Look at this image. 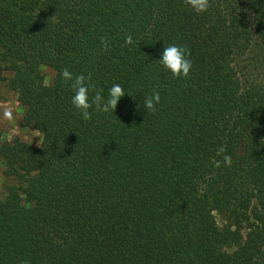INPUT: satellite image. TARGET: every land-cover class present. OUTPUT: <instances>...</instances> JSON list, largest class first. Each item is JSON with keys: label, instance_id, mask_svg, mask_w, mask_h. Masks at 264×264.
Returning <instances> with one entry per match:
<instances>
[{"label": "trees", "instance_id": "16d2710c", "mask_svg": "<svg viewBox=\"0 0 264 264\" xmlns=\"http://www.w3.org/2000/svg\"><path fill=\"white\" fill-rule=\"evenodd\" d=\"M210 4L0 0V102L42 136L0 140V264H264V0ZM63 68L115 112L83 120Z\"/></svg>", "mask_w": 264, "mask_h": 264}, {"label": "clouds", "instance_id": "9594fccd", "mask_svg": "<svg viewBox=\"0 0 264 264\" xmlns=\"http://www.w3.org/2000/svg\"><path fill=\"white\" fill-rule=\"evenodd\" d=\"M184 3L190 7L197 14H202L210 8V0H184ZM104 50L108 49L107 40H102ZM126 45H133L134 40L131 34L125 37ZM190 51L183 46L169 45L164 47L161 54L159 63L168 70L174 78H187L193 67L192 61L188 58ZM60 76L65 82H70L74 95L71 98V103L74 108L79 112L83 120H90V109L93 107L97 112L114 113L119 100L125 95V90L120 84H113L108 90V96L103 95V89H97L96 84L93 82L92 74H73L67 68L61 69ZM90 93H94L90 95ZM160 94L158 91H153L149 96L144 99V108L147 111L155 112L156 106L160 103ZM4 117L8 120L13 118L12 111L5 108ZM225 149L221 147L218 154L224 153ZM220 161H216L215 166H220ZM223 164L225 167H230L232 158L230 155H223ZM24 264H29L25 261Z\"/></svg>", "mask_w": 264, "mask_h": 264}, {"label": "rangeland", "instance_id": "374dc122", "mask_svg": "<svg viewBox=\"0 0 264 264\" xmlns=\"http://www.w3.org/2000/svg\"><path fill=\"white\" fill-rule=\"evenodd\" d=\"M5 108L12 111L13 118L11 120L4 117ZM20 119L21 111L13 100L0 102V140H9L13 136H18L38 147L42 141V136L36 131L22 128Z\"/></svg>", "mask_w": 264, "mask_h": 264}]
</instances>
